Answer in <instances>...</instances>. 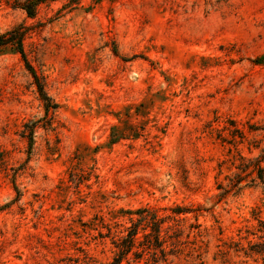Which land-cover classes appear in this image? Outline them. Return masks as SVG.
<instances>
[{"label": "rangeland", "instance_id": "obj_1", "mask_svg": "<svg viewBox=\"0 0 264 264\" xmlns=\"http://www.w3.org/2000/svg\"><path fill=\"white\" fill-rule=\"evenodd\" d=\"M26 1L0 34L55 107L0 50V264H112L135 229L118 264H264V0Z\"/></svg>", "mask_w": 264, "mask_h": 264}, {"label": "trees", "instance_id": "obj_2", "mask_svg": "<svg viewBox=\"0 0 264 264\" xmlns=\"http://www.w3.org/2000/svg\"><path fill=\"white\" fill-rule=\"evenodd\" d=\"M48 0H27L24 4H23V9L26 11V13L28 14V16L32 17L34 16L36 7L41 4L44 3ZM69 4H78L81 0H68ZM94 3H99L102 0H92ZM24 31L21 30V28H15L9 31H6L2 34H0V50H2L3 48H5L6 46L11 45V47H13L15 49L16 52H18L22 59L24 60L28 71L30 72L36 86H37V90L41 96V98L45 101L48 102L49 99L47 98L44 90H43V86L40 83V80L38 78V76L36 75V73L34 72V70L32 69V67L27 63V59H26V54L24 51V45H23V40H24ZM53 108L55 107V105L51 106L50 103L48 102V104L46 105V108L48 110V108ZM253 168L255 171H257V178L264 183V169L259 165V161L256 162L253 165ZM148 220V221H146ZM144 221L147 222V224L151 227V234H147L145 235L146 238L147 237H152L150 239V241H153V244H151L150 246L156 250L158 248L161 247L162 242L160 240V224L161 222L159 220L156 219L155 215H151L150 218H145ZM138 231L137 229L135 230H130V232L128 233L127 237L124 239L123 244L121 246H119V257L117 259H115V262L112 264H118L120 262V260L123 258L124 255H126L132 248V246L134 245V238L137 235ZM148 239V238H147ZM161 250V249H160ZM162 252V251H161Z\"/></svg>", "mask_w": 264, "mask_h": 264}]
</instances>
